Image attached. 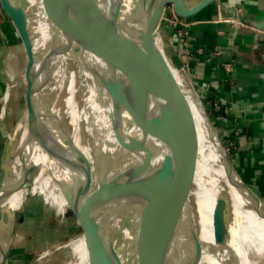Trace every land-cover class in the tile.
Segmentation results:
<instances>
[{"label":"water","instance_id":"1","mask_svg":"<svg viewBox=\"0 0 264 264\" xmlns=\"http://www.w3.org/2000/svg\"><path fill=\"white\" fill-rule=\"evenodd\" d=\"M215 1L100 0V13L94 16L79 0H41L52 40L37 57L21 0H0L25 53L21 123L26 132L14 155L8 136L0 161V230L12 225L9 242L17 211L4 204L29 187V172L38 170L32 161L38 148L54 166L53 179L67 202L59 207L61 214L69 209L81 230L76 238L83 236L89 264H199L203 247L197 239L184 260L173 256L167 221L176 193L174 178L189 164L182 152L187 139L183 130L198 138L200 118L222 154L233 187L245 205L264 218V203L233 167L199 93L171 59L157 31L166 5L186 18ZM62 54L79 60L92 79L98 108L87 121L93 131L92 161L74 142L71 125L58 120L48 105L36 121L32 119L35 96L47 86L51 64ZM18 163L21 178L16 183L11 180ZM222 215H212L218 221L213 228L218 245L228 238L229 222ZM2 251L0 247L4 259L7 249Z\"/></svg>","mask_w":264,"mask_h":264},{"label":"crops","instance_id":"2","mask_svg":"<svg viewBox=\"0 0 264 264\" xmlns=\"http://www.w3.org/2000/svg\"><path fill=\"white\" fill-rule=\"evenodd\" d=\"M181 20L161 24L165 50L185 69L233 167L264 203V0H216ZM24 66L20 35L0 5V161L16 100L9 88ZM44 156L35 148L34 165L49 163ZM6 262L7 254L0 258Z\"/></svg>","mask_w":264,"mask_h":264},{"label":"bare ground","instance_id":"3","mask_svg":"<svg viewBox=\"0 0 264 264\" xmlns=\"http://www.w3.org/2000/svg\"><path fill=\"white\" fill-rule=\"evenodd\" d=\"M79 1L87 4L94 16L100 13L97 8L100 0ZM21 2L31 45L36 51L37 57H42L52 36L44 17L41 0H21ZM85 5L81 4V7ZM64 9L67 10L65 6ZM55 58L54 63L51 64L47 86L35 96V111L31 113L32 119L36 121L41 114L40 110L44 111L47 105L62 118H65L64 113L67 111L65 106H67L66 102L71 99V93L77 103L75 105L74 102L73 110L77 111L79 108L84 116L85 123L82 126L81 135L84 136L85 141H88L89 152L93 159V146L89 142L93 131L87 121L89 116L97 115L98 108L96 100H94L95 93L91 76L80 67L79 60H74L73 56L62 54L61 57L56 56ZM84 58L87 59V56ZM20 77L21 75L11 82L10 90L21 81ZM55 93H57L56 98ZM8 97H10V91L7 93L6 99ZM12 130L10 146H14L11 152L14 155L26 132V125L20 120ZM197 131L199 132V134L197 133L198 138L189 130H183V135H186L187 139L182 144L184 148L182 152L187 157L189 164H186L184 173L182 170V173L174 178L173 188L176 193L170 200L171 212L167 221L171 252L178 258V261L179 259L182 261L194 240L197 239L203 247L199 264H251L249 253L251 247L256 250L258 256L264 254V218L247 207L243 197L233 187L230 174L223 169L222 154L218 146L212 142L208 129L201 118L197 121ZM10 157L7 160L8 163L11 162L12 158ZM13 170L11 181L17 183L21 178L19 163L14 164ZM26 195L27 188H24L12 195L4 206L15 212L22 206ZM215 212L222 213L224 220L229 222L228 238L225 245L214 243L213 228L218 222L212 219ZM11 226L7 224L0 230L2 253L11 245L12 241L9 242ZM70 245L78 259L76 264H89L83 236L81 235L70 242ZM51 251L50 249L49 252Z\"/></svg>","mask_w":264,"mask_h":264},{"label":"rangeland","instance_id":"4","mask_svg":"<svg viewBox=\"0 0 264 264\" xmlns=\"http://www.w3.org/2000/svg\"><path fill=\"white\" fill-rule=\"evenodd\" d=\"M171 10L172 5H166L164 8L163 16L157 27L160 35H162L161 24L163 25L164 18L171 14ZM161 39H163L162 36ZM176 64L180 66L184 76L187 77L185 69L177 62ZM20 78L21 81L14 88L16 100L13 106L12 124L10 121L12 129L22 120L24 108L25 86L22 73ZM56 94H54L55 98ZM70 98V101L66 102L67 111L64 113L65 118L52 111L56 114L58 120L71 125V135L74 142L88 154L92 161L88 141H85L83 139L84 136L81 135L82 126L85 123L84 116L79 108L77 111L73 110L77 103L71 93ZM13 147L12 145V150ZM32 161L34 164V158ZM47 165L48 163L44 167L37 165L38 170L35 168L29 172L27 179L29 187L27 188L26 198L16 213L15 228L12 242L7 252L6 264H75L78 262L75 253L71 250L70 242L81 233V230L76 225L69 209L64 216L61 214L59 207L67 206V203L53 179L54 173L49 174L47 171ZM50 249L52 250L51 252H49ZM249 253L251 264H264V254L258 256L256 250L252 247L249 249Z\"/></svg>","mask_w":264,"mask_h":264},{"label":"built area","instance_id":"5","mask_svg":"<svg viewBox=\"0 0 264 264\" xmlns=\"http://www.w3.org/2000/svg\"><path fill=\"white\" fill-rule=\"evenodd\" d=\"M237 11H241V8H237ZM163 16V15H162ZM162 18V17H161ZM183 17H179L174 13L173 7L171 10V14H169V16L167 18H164L166 21H168V23L173 24V25H177L179 23H182V19Z\"/></svg>","mask_w":264,"mask_h":264}]
</instances>
